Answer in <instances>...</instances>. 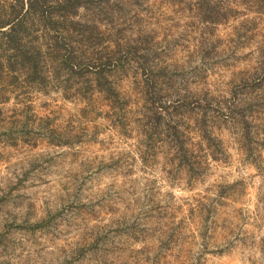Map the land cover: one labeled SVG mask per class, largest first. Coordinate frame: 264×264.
<instances>
[{
	"label": "rangeland",
	"instance_id": "374dc122",
	"mask_svg": "<svg viewBox=\"0 0 264 264\" xmlns=\"http://www.w3.org/2000/svg\"><path fill=\"white\" fill-rule=\"evenodd\" d=\"M45 9L0 73V264H264V0Z\"/></svg>",
	"mask_w": 264,
	"mask_h": 264
},
{
	"label": "trees",
	"instance_id": "16d2710c",
	"mask_svg": "<svg viewBox=\"0 0 264 264\" xmlns=\"http://www.w3.org/2000/svg\"><path fill=\"white\" fill-rule=\"evenodd\" d=\"M46 5L47 0H0V73L7 79L28 75L39 66L42 45L29 44L26 31L46 25ZM5 77V85L11 84Z\"/></svg>",
	"mask_w": 264,
	"mask_h": 264
}]
</instances>
